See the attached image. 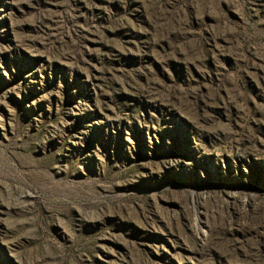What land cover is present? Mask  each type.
I'll return each instance as SVG.
<instances>
[{"label": "rangeland", "instance_id": "obj_1", "mask_svg": "<svg viewBox=\"0 0 264 264\" xmlns=\"http://www.w3.org/2000/svg\"><path fill=\"white\" fill-rule=\"evenodd\" d=\"M0 264H264V0H0Z\"/></svg>", "mask_w": 264, "mask_h": 264}]
</instances>
